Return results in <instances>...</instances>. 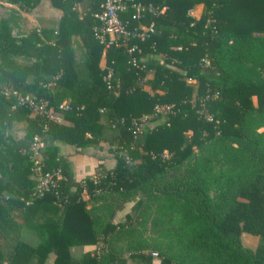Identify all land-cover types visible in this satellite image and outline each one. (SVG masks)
<instances>
[{"label":"trees","instance_id":"trees-1","mask_svg":"<svg viewBox=\"0 0 264 264\" xmlns=\"http://www.w3.org/2000/svg\"><path fill=\"white\" fill-rule=\"evenodd\" d=\"M9 1L29 10L41 0ZM50 1L61 11L53 40L36 27L14 34L10 19L0 21V264H47L51 252L50 264H126L112 246L106 258L101 250L132 221L143 197L124 223L115 208L147 190L180 218L177 251H160L159 264H264V0H134L158 9L141 19L128 1L121 18L130 28L155 22L149 38L131 39L142 69L128 62L125 47L107 49L100 65L102 22L94 13L105 0ZM200 3L202 13L190 14ZM14 91L58 109L63 101L72 105L62 111L69 123H47L41 151L45 169L62 174L59 194L33 195L31 142L46 121L17 103ZM157 104L173 106L155 113ZM21 120L26 133L15 137L11 128ZM58 141L74 149L65 153ZM102 141L109 154L92 153L95 172L78 176L70 155ZM176 165H186L185 174L169 188L159 178ZM109 191L123 202H106L100 194ZM88 200L106 203L89 208ZM27 208L35 209L28 220L43 227L37 244L22 236ZM244 231L259 236L255 249L242 243ZM88 244L94 248L72 253ZM143 244L131 246L129 256L153 264Z\"/></svg>","mask_w":264,"mask_h":264},{"label":"rangeland","instance_id":"rangeland-1","mask_svg":"<svg viewBox=\"0 0 264 264\" xmlns=\"http://www.w3.org/2000/svg\"><path fill=\"white\" fill-rule=\"evenodd\" d=\"M60 16L61 11L53 8L50 0H41L36 8L29 10L20 9L16 4L11 3L9 0H0V21L3 19H10L14 34H21V32L25 33L30 28L36 27L43 31V34L48 39L53 40L57 35ZM46 29H48L49 32L44 31ZM103 53L105 55H102L100 63L102 61V66H105L107 61L106 50H104ZM17 60L22 62V58H17ZM195 93L196 90L194 91V94ZM253 101L255 104L257 103L256 96H253ZM34 114L35 113H32L31 115ZM60 115L62 116L63 113L60 112ZM91 149H101L103 151L108 149V145L96 143L92 145ZM185 168L186 165H181L180 167H178L177 165L171 166L165 171L163 176L160 175L159 179L161 182L167 181L169 183V188H171L177 177L182 178L184 176ZM149 193L150 190H147L145 192L139 191L135 197L125 201L123 207H119L118 209L115 208L114 217L116 218V221L124 223V221H127L126 214L128 212H131L135 201L138 198L143 197L138 212L135 214L131 222L129 220V222L127 223V227L124 228L123 232H121L124 234L119 233L117 235L118 238L115 239L113 243L104 242V250H101L102 256L106 258L108 253L110 252V246H112L113 253L117 254V256L119 257L126 258V264H144L145 262L142 259H132L129 256L131 246L144 243V250H152V254L154 257L153 264H159L158 253L160 251H170L172 253H175L177 251L180 243L179 238L181 236L179 231L180 218L177 213L169 211V207L166 206L165 208L163 206L165 200L160 199L159 197H149ZM170 194H173L172 190H170ZM100 195H102L101 197H106V202L113 201L116 205H119L121 201L123 202L121 198L122 196H120L116 192L109 191L104 192ZM85 196L88 197V195ZM106 202L101 201L93 203V201L88 200L87 206L89 208H92V206L101 207ZM32 210V208L26 209L24 216L30 218V216L34 214ZM109 210L111 211V209ZM36 215L38 217L42 216L40 212H38ZM104 224L105 220L100 223L101 226H103ZM40 228L43 227L41 226L39 227V229ZM38 230H33L35 231L33 234L38 235L36 232ZM29 234H31V232ZM241 240L245 246L255 249L259 242V236L244 231L241 234ZM102 244L103 243L100 244V249ZM81 250L82 249H80L76 245H74V247L72 248V251H74V255L77 256L80 255V253L82 252ZM52 253L53 252H51V254Z\"/></svg>","mask_w":264,"mask_h":264},{"label":"built area","instance_id":"built-area-1","mask_svg":"<svg viewBox=\"0 0 264 264\" xmlns=\"http://www.w3.org/2000/svg\"><path fill=\"white\" fill-rule=\"evenodd\" d=\"M128 1L132 2V6L136 9L135 16L141 19L144 12L149 11L158 13V9L153 4L144 5L136 3L134 0H105L103 8L94 13L101 22V26L97 30V38L104 46V50L112 47L126 48L129 59L128 62L135 68L142 69L144 64L139 63L133 52L138 50V45L135 42H131L132 38L146 39L149 38L155 32V22L151 21L148 24H140L133 28L128 26L127 22L121 18V13L127 8ZM162 11V10H161ZM113 68L108 66V77L110 78ZM144 79V78H143ZM16 102L19 104H26L32 108L34 113H38L44 117L46 124L44 126L43 134H35L31 142L32 159H33V174L37 179V186L33 193L34 196H43L47 192H54L59 194V187L61 184L62 174L59 170L45 169L42 160V149L44 147V136L48 130L49 121L61 122L63 115L60 112L69 110L72 105L63 101L59 105V109L53 105H49L47 100H38L31 94H23L14 91ZM217 96V92L215 93ZM172 104H157L154 107L155 113H164L172 109ZM208 119L212 118V115L206 114ZM149 115L145 114L135 122L136 128L139 130L148 122Z\"/></svg>","mask_w":264,"mask_h":264},{"label":"crops","instance_id":"crops-1","mask_svg":"<svg viewBox=\"0 0 264 264\" xmlns=\"http://www.w3.org/2000/svg\"><path fill=\"white\" fill-rule=\"evenodd\" d=\"M203 9H204V7H203L202 3L196 4L192 9H190V14H192L193 16H199L202 13ZM34 25H36V24H34ZM46 31L48 32V29H46ZM102 55L104 56L105 54L103 53ZM100 65H102V61H101ZM152 74H153V70L148 69L147 70V76L150 77V76H152ZM62 121L65 123H69V121L67 119H65L64 117H63ZM26 129H27V121H25V120L15 121L13 124V127L11 129V132L15 137H22L26 133ZM57 143L60 145L61 150L65 153L72 151L74 149V147L69 143H64L61 141H58ZM99 144L103 145V144H106V142L102 141ZM91 148H92V145L86 149L85 154L75 153V154L70 155V158L74 162L77 175L80 177H84V175H86V174H93L95 172V165H96L97 161L93 160V157L91 156L92 153L99 154L100 156L109 154L108 149L102 151L101 149L92 150ZM34 210H32V212H34ZM23 219L25 222L24 226H23V230H22L23 238L28 242H31L33 244H37L41 240L40 230L36 231L38 235L33 234L35 232L33 230H37L36 224L32 221H29L28 220L29 217L24 216ZM30 232H31V234H29ZM76 246H78L80 249H82L81 251L94 248V245H91V244L76 245ZM73 252L74 251H72V253ZM48 258L49 259L47 261V264L52 263L54 258H55V254L50 253Z\"/></svg>","mask_w":264,"mask_h":264}]
</instances>
